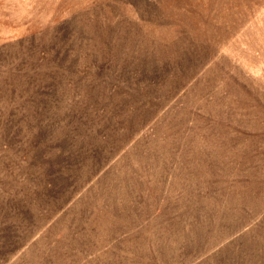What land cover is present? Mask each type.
Listing matches in <instances>:
<instances>
[{
    "label": "rangeland",
    "instance_id": "1",
    "mask_svg": "<svg viewBox=\"0 0 264 264\" xmlns=\"http://www.w3.org/2000/svg\"><path fill=\"white\" fill-rule=\"evenodd\" d=\"M0 264H264V0H0Z\"/></svg>",
    "mask_w": 264,
    "mask_h": 264
}]
</instances>
